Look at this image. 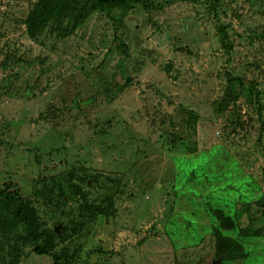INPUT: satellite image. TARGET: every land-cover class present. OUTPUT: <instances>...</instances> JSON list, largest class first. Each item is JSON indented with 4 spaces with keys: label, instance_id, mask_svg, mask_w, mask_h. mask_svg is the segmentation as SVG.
<instances>
[{
    "label": "rangeland",
    "instance_id": "rangeland-1",
    "mask_svg": "<svg viewBox=\"0 0 264 264\" xmlns=\"http://www.w3.org/2000/svg\"><path fill=\"white\" fill-rule=\"evenodd\" d=\"M72 1L0 0V190L36 195L47 226H68L57 250L74 264H264V0H151L122 23L96 12L51 35ZM71 170L99 175L85 190L113 198L111 217L79 229L72 200L46 202L40 181ZM214 211L235 220L237 260H219ZM19 247V264H53Z\"/></svg>",
    "mask_w": 264,
    "mask_h": 264
},
{
    "label": "trees",
    "instance_id": "trees-1",
    "mask_svg": "<svg viewBox=\"0 0 264 264\" xmlns=\"http://www.w3.org/2000/svg\"><path fill=\"white\" fill-rule=\"evenodd\" d=\"M215 2L213 6H217L218 0ZM137 6L148 12L157 8L151 0H73L66 6H58L56 14L51 18V23L46 27H49L48 31L51 35L65 39L73 36L96 12L105 14L115 23H122L128 13ZM218 33L224 48L229 50L227 27L221 26ZM229 78L227 99L236 102L238 100V96L234 95L236 78L231 76ZM239 122L241 121L237 118V126H240ZM94 177L97 181L99 180V175L80 174L78 170H71L62 180L53 177L52 185H48L45 178L41 181L37 180V183L39 181L40 184L42 183V188L39 191L46 202L51 203L52 206L63 211L70 200L76 204L75 214L72 209L65 211L73 218L75 216L78 218L75 223L80 229L85 223L96 221L99 216L111 217L114 214V201L111 196H105L100 202H96L90 199L85 190V187H90L88 181ZM10 189L11 185H7L6 188L0 190V234L7 235L6 237L9 236L8 238L11 239L15 232V242L10 249L13 254L11 264H19L21 254L19 245L21 244L31 245L33 252L37 255L53 257V264H74L75 253H71L68 247L64 246L59 251L57 250L60 242L70 239L71 235L67 233L69 227H65L58 235L55 232V227H49L44 222L36 206L39 201L36 195L23 197L17 191H10ZM35 193L38 195L37 190ZM221 212L214 211L212 213L214 218L220 221L217 226L219 232L217 236L226 241L227 244H225L230 251L228 252L223 245L219 246L218 242L219 260L221 259L222 262L233 258L237 260L241 253V245L224 234L225 231L233 229L226 222L231 220L234 224L235 220L224 211L222 214ZM58 223L60 222L57 221ZM63 226L65 225L63 224ZM73 230L76 232L77 228L75 227ZM242 236H244L243 233L238 234V239ZM3 264L6 263L3 262Z\"/></svg>",
    "mask_w": 264,
    "mask_h": 264
},
{
    "label": "water",
    "instance_id": "water-1",
    "mask_svg": "<svg viewBox=\"0 0 264 264\" xmlns=\"http://www.w3.org/2000/svg\"><path fill=\"white\" fill-rule=\"evenodd\" d=\"M63 228L62 224H59L57 226H55V232L60 235V230ZM213 264H217V261H215Z\"/></svg>",
    "mask_w": 264,
    "mask_h": 264
}]
</instances>
